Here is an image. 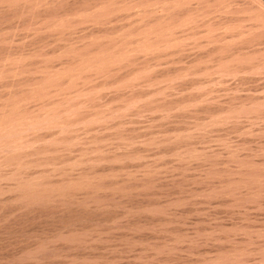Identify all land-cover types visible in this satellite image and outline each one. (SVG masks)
<instances>
[{
  "label": "rangeland",
  "instance_id": "obj_1",
  "mask_svg": "<svg viewBox=\"0 0 264 264\" xmlns=\"http://www.w3.org/2000/svg\"><path fill=\"white\" fill-rule=\"evenodd\" d=\"M0 264H264V0H0Z\"/></svg>",
  "mask_w": 264,
  "mask_h": 264
}]
</instances>
